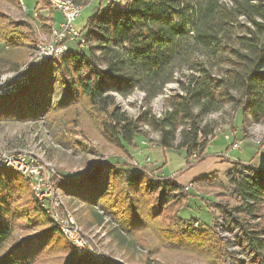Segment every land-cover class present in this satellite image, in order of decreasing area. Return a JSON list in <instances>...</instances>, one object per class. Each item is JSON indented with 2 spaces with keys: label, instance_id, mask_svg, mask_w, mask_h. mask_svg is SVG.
Instances as JSON below:
<instances>
[{
  "label": "trees",
  "instance_id": "trees-1",
  "mask_svg": "<svg viewBox=\"0 0 264 264\" xmlns=\"http://www.w3.org/2000/svg\"><path fill=\"white\" fill-rule=\"evenodd\" d=\"M86 1L74 0L82 6ZM43 7L51 8L52 4L39 0L36 9ZM43 27L47 31L52 28L46 17ZM84 27L80 30L84 46L72 42L60 59L52 58L38 66L27 86L0 96V119L27 121L46 116L51 122L73 126L81 107L98 115L102 133L117 145H132L140 128L148 126L161 134L163 149H185L186 158L196 154L199 161L206 158L207 144L215 131L207 117L236 102L237 94L244 115L252 122H264V0H99ZM9 38L5 37L8 45L15 46ZM27 58L20 64L14 61L7 71L18 69ZM223 65L228 68L219 71L217 68ZM55 72L62 79L65 96L51 102ZM173 81H177L178 91L166 96L162 116L144 109L133 119L117 105V95L128 97L137 90L144 92L147 103L153 102ZM32 101H37L34 107ZM71 110L73 117L68 115ZM106 164L95 163L84 176L60 177L56 184L78 196L71 185L93 182L95 197L84 200L88 205H98L110 186ZM239 164L237 161L228 170L235 206L214 204L228 223L241 228V242L256 254L254 262L259 264L264 261V169ZM114 176L122 185L117 194L126 189L123 211L117 213L119 225L116 231H110L116 239L131 237L150 255L168 248L190 254L204 264H223L229 255L227 244L214 226L183 225L179 210L186 197L184 186L176 181L151 180L141 171L123 167L115 169ZM193 182L213 189L221 185L216 172ZM170 184L173 190L181 188L183 192L167 197L160 210V194ZM25 193H29L34 211L25 224L39 223L45 228L36 234L37 241L29 236L12 241L16 226L13 199L18 194L26 197ZM145 208L152 210L147 212ZM53 240L65 246V255L57 264H96L84 259L70 262L66 254L75 251L74 247L42 207L29 179L2 168L0 264H37L39 255Z\"/></svg>",
  "mask_w": 264,
  "mask_h": 264
},
{
  "label": "rangeland",
  "instance_id": "rangeland-1",
  "mask_svg": "<svg viewBox=\"0 0 264 264\" xmlns=\"http://www.w3.org/2000/svg\"><path fill=\"white\" fill-rule=\"evenodd\" d=\"M23 1L26 9L20 0H0V71L2 73L10 70L14 61L19 60V64L23 62L36 47L40 37L49 33L43 27V14L46 12L36 9L35 16L33 11L36 0ZM42 1L47 2V0ZM114 1L121 0H107L108 3ZM224 1L230 3V0ZM98 5L99 0H87L74 22L75 27L84 30L89 17ZM52 8L55 10L53 6ZM56 16L62 20L59 14ZM9 36V40L13 41L15 46L8 45L6 42L5 37ZM25 53L26 57L20 59V56ZM226 68L228 66L223 65L217 69L222 71ZM180 75L178 73V77ZM176 82L173 81L168 85L166 92L169 95L178 91ZM52 83L53 92L49 96L51 102L62 100L65 96V88L60 75L56 72ZM165 98L163 94L155 98L153 102L147 103L145 95H142L141 90H137L128 97L117 95V105L133 119L144 109H150L159 117L164 113ZM239 100L240 95L237 94L236 102L226 105L222 110L207 117V122L214 125L215 131L207 144V156L200 161L195 157L186 158L185 149H163L159 143L161 134L148 126L140 128L132 145H117L102 133L98 115L85 111L81 107L73 126H67L63 124L64 122H51L46 116L27 121L0 119V149L32 152L52 163L61 177H67L71 173L73 177L84 176L83 173H86L95 163H107L106 171L110 186L106 196L100 197L99 206L97 203L88 205L84 200V198L94 199L93 182L84 181L70 186L73 192L79 193V197L59 188L79 225L85 233L90 235L94 245L104 250L103 259H106L98 261L91 256L80 257L74 253L75 251L69 250L66 255L71 258V263L84 259L94 261L93 263L96 264H111L109 262L114 264H204L202 260L190 254L168 248H163L159 254L150 255L131 237L121 241L114 237L115 233L110 231H116L119 225L117 213L123 211L122 203L126 194V189L123 190V194H117L122 185L121 180L116 179L114 173L115 169L123 167L131 172L141 171L145 178L151 180L176 181L182 186L193 184L190 185V190H184L186 197L180 205L179 214L184 219L183 225L191 223L196 228L214 226L217 235L227 244L229 255L224 258L223 264H257L254 262L256 254L245 248L241 242L240 233H236L235 241H230L231 236L228 239L222 236L233 231L231 224L220 223L216 226L217 218L222 212L216 209L214 202L229 204L230 207L236 204L229 186L228 170L236 165L237 161L241 163L238 167L242 164L260 167L264 163V122L255 123L251 121L250 116H245L242 107L237 103ZM35 102H31L33 107ZM72 114L73 110L68 113L70 117L74 116H71ZM235 141L241 142V148H233L232 143ZM212 172H216L219 176L221 181L219 188L201 187L200 184L193 182L194 179ZM58 180H56L57 183ZM172 185H168L160 194V210L167 201V197L183 192L181 188L178 191L173 190ZM143 192L142 189L141 193ZM25 194L26 197L24 194L22 196L18 194L13 199L16 226L12 241L27 236L37 241L36 234L45 228V225L39 223H34L32 226L25 224L27 217L34 216L29 193ZM154 196L148 194L151 200L155 199ZM100 205H106L107 208H102ZM151 210L152 208H145L147 212ZM100 218H103L102 223L99 222ZM64 251L65 246L53 240L50 246L39 255L36 262L37 264H57L63 259ZM232 256H235L237 260ZM259 264H264V261H260Z\"/></svg>",
  "mask_w": 264,
  "mask_h": 264
},
{
  "label": "built area",
  "instance_id": "built-area-1",
  "mask_svg": "<svg viewBox=\"0 0 264 264\" xmlns=\"http://www.w3.org/2000/svg\"><path fill=\"white\" fill-rule=\"evenodd\" d=\"M102 1L104 2L106 0ZM53 4L54 8H56V10L63 16V20L60 22V26L57 27V31H54L53 39L48 42H41L42 55L37 63L29 67L28 70L25 71L24 74H20L19 77L8 78L6 82H1L0 91H8L13 87L20 86L21 82L26 81L28 75L38 67V65L42 61V58L57 57V53L62 52L66 47H70V43L72 42H78L82 46H84V35L77 27H75L74 24L83 7L71 5L67 2V0H53ZM232 144L233 148L235 149L241 148L240 141H235ZM194 157H196V154H194ZM0 163H11L25 166L26 170H29L31 172L32 180L37 181V187L40 195L48 199L53 206V211L56 214V219L58 220V222H60L61 225H63V227L69 231V235L74 236V238L76 239V242L78 243V256H93L96 257V260L98 261L106 260L105 258L103 259V257L100 256L99 252L94 251L88 239H86L84 236L77 235L74 229H70V227H68V214L67 212L63 211L60 205H58L57 198L54 197L53 193L56 180L60 179L61 177L59 173H53L51 170H49V168L42 165L37 160H33V158L27 156L26 154H21L18 152L12 156H0ZM247 172L250 173L249 171ZM190 185L192 186L193 184ZM190 185L184 186V190H190ZM220 223H228L222 213L217 218L216 226L220 225ZM240 229V227L233 226V231H231V233L222 236H226L227 239L231 236L232 238L230 241H235V235L236 233H240ZM234 258L237 260L235 256ZM109 263L114 264V262Z\"/></svg>",
  "mask_w": 264,
  "mask_h": 264
},
{
  "label": "bare ground",
  "instance_id": "bare-ground-1",
  "mask_svg": "<svg viewBox=\"0 0 264 264\" xmlns=\"http://www.w3.org/2000/svg\"><path fill=\"white\" fill-rule=\"evenodd\" d=\"M49 1L51 2L52 6L54 7L53 0H49ZM20 2L24 6V8L26 9L24 1L20 0ZM67 2L69 4H71V5L83 7L82 5H79L76 2H74V0H67ZM106 2H107V0H106ZM55 10H56V8H55ZM36 15H37V13H36ZM58 24H59L58 26L52 27L51 30L49 31V33H46V34H44V35H42L40 37L38 43L36 44V47L31 52L29 58H27V60L18 69L7 71V72H5V73L0 75V83L1 82H6V80L8 78L19 77L20 74H24L25 71H27L29 67H31L32 65H35L37 63V61L41 58V55H42L41 42H48V41H51V39H53L54 31H57V27L60 26V22H58ZM84 41L85 40H84V36H83V43H84ZM68 50H70V47H66V48H64V50L62 52L57 53V57H45V58H42V61L40 62V64L38 66H40L42 63H44L45 61H47L49 59L61 57ZM35 70L36 69H34L33 72L28 75V78H27L26 81L21 82L20 86L13 87V88H11V90H8V91H0V96L16 93L19 90H21L23 87L27 86L28 83L30 82L32 76L34 75V71ZM166 91H167V88L165 89L164 95L168 96L169 93H167ZM141 93H142V95H144V92L141 91ZM17 152L21 153V154H26L27 156L33 158V160H37L42 165H44L47 168H49V170H51L53 173H57L56 168H55V166L52 163L43 160L41 157H39L38 155H36V154H34L32 152L23 151V150L12 151V150L0 149V156H12V155H14ZM4 167L12 169V170H14L16 172H19V173L23 174L24 176H26L29 179L30 185L32 187V190L34 191V194L37 197V199L39 200V202L41 203L42 207L54 219V221L58 225L59 229L61 230V233L73 245L75 253L78 255V247H77L78 243L76 242V239L74 238V236L69 235V231L66 230L63 227V225H61L60 222H58V220L56 219V214L53 211V206L51 205V203L49 202L48 199H46V198L42 197V195H40V192H39L38 187H37V181L36 180H32L31 172L29 170H26L25 166H21V165H17V164H11V163H0V170L2 168H4ZM71 175H72V173H71ZM53 193H54V197L57 198L58 205H60V207L63 209V211L67 212V214H68V219H67L68 220V227H70V229H74L75 233H77V235L84 236L86 239H88V241H89L90 245L92 246V248L94 249V251L99 252L100 256L103 257L104 256V250L100 249L99 247H96L94 245L93 239L90 237V235H88L87 233L84 232L82 227L79 225V223H78V221L76 219V216L74 215V213L67 206V204L65 202V196L61 192V190L59 189V187L57 186L56 183H55V189H54ZM91 257L94 258V260L96 259V257H93V256H91Z\"/></svg>",
  "mask_w": 264,
  "mask_h": 264
},
{
  "label": "crops",
  "instance_id": "crops-1",
  "mask_svg": "<svg viewBox=\"0 0 264 264\" xmlns=\"http://www.w3.org/2000/svg\"><path fill=\"white\" fill-rule=\"evenodd\" d=\"M39 0H36V3H35V7H34V11L36 13V5H37V2ZM24 7V6H23ZM25 9V8H24ZM41 12L45 11L46 13L43 14L44 17L47 18V24L50 26V27H55V26H58V22H61L63 20V16L61 15L60 12L58 11H55L52 7L49 8V7H43L41 10ZM38 12V11H37ZM29 13V12H28ZM57 14L60 15V17H62V20L61 18H57ZM31 15V14H30ZM39 25H42V23H39ZM23 57H26L25 54L21 55L20 56V59H22Z\"/></svg>",
  "mask_w": 264,
  "mask_h": 264
},
{
  "label": "water",
  "instance_id": "water-1",
  "mask_svg": "<svg viewBox=\"0 0 264 264\" xmlns=\"http://www.w3.org/2000/svg\"><path fill=\"white\" fill-rule=\"evenodd\" d=\"M259 168H263L264 169V163L259 167ZM89 170V171H88ZM88 170L86 171V173L91 172L92 171V167H89ZM83 173V174H86ZM76 254V253H75ZM77 255V254H76ZM80 257H86V256H80Z\"/></svg>",
  "mask_w": 264,
  "mask_h": 264
}]
</instances>
